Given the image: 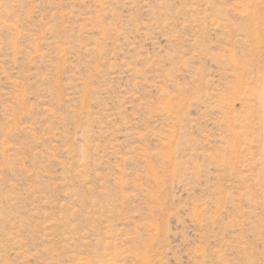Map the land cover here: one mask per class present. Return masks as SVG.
Wrapping results in <instances>:
<instances>
[{
	"label": "rangeland",
	"instance_id": "374dc122",
	"mask_svg": "<svg viewBox=\"0 0 264 264\" xmlns=\"http://www.w3.org/2000/svg\"><path fill=\"white\" fill-rule=\"evenodd\" d=\"M0 264H264V0H0Z\"/></svg>",
	"mask_w": 264,
	"mask_h": 264
},
{
	"label": "bare ground",
	"instance_id": "6f19581e",
	"mask_svg": "<svg viewBox=\"0 0 264 264\" xmlns=\"http://www.w3.org/2000/svg\"><path fill=\"white\" fill-rule=\"evenodd\" d=\"M260 41V40H259Z\"/></svg>",
	"mask_w": 264,
	"mask_h": 264
}]
</instances>
